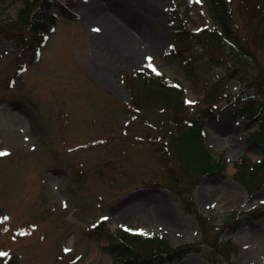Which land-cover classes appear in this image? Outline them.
Segmentation results:
<instances>
[{
    "label": "rangeland",
    "instance_id": "rangeland-1",
    "mask_svg": "<svg viewBox=\"0 0 264 264\" xmlns=\"http://www.w3.org/2000/svg\"><path fill=\"white\" fill-rule=\"evenodd\" d=\"M64 1L34 34L35 0H0V264H141L160 246L128 248L120 232L167 242L151 264H264V145L252 136L264 122L226 104L263 98L264 0H224L225 35L208 0ZM149 63L182 104L148 97ZM203 119L223 166L204 175L179 153Z\"/></svg>",
    "mask_w": 264,
    "mask_h": 264
},
{
    "label": "trees",
    "instance_id": "trees-1",
    "mask_svg": "<svg viewBox=\"0 0 264 264\" xmlns=\"http://www.w3.org/2000/svg\"><path fill=\"white\" fill-rule=\"evenodd\" d=\"M58 3L62 2L63 0H56ZM210 1V10L214 14V19L216 20V24L219 28V31L221 32L220 35H225L223 33L224 30H228L230 28V20H229V12L226 4L223 2L224 0H208ZM35 3H37V9L35 12L32 13V21L29 24V29L32 30L35 33L39 30V26H47L50 19H54V12H52V7H54V3L52 0H35ZM66 7L71 8L72 2H66ZM30 15V14H29ZM28 15V17H29ZM29 19V20H30ZM177 23H181L182 20L177 16L176 19ZM225 30V31H226ZM227 32V31H226ZM219 34V33H218ZM139 73L143 77L140 79V82L142 84V87L147 90L148 97L150 99H154L155 102L159 100L160 102H165L167 106L170 105L171 102L182 104L183 103V92L181 89L170 87L168 85H165L163 83V79L160 74H157L155 72H151V70L145 66L143 67ZM173 93V94H172ZM262 94V91L258 94H252V93H246V98L242 99V95H237L235 99L228 100L227 105L229 106V109L234 114L238 113V110L241 111H247L248 117L255 120V117H258L257 115H261L259 117L260 121L262 120L264 122V95L262 100H257L256 96ZM135 101H138V95L134 97ZM133 99V100H134ZM176 104H173L172 107H176ZM162 108H164V111H166V107L162 105ZM228 109V110H229ZM229 111V112H230ZM208 112V110H207ZM211 112V111H210ZM220 112L224 113V109H220ZM209 113V112H208ZM207 119H210L211 116L209 115L206 117ZM205 120H200L199 125L200 127H191L186 132H184V137L182 139V142L180 143V152L183 153V155L180 157V163L185 167L186 170L196 171L206 174L210 172L221 171L223 169L222 165H219L216 163V161L211 157L209 151L205 147L203 136L201 135L200 131L205 125ZM177 123L179 124V121L177 120ZM253 136V143L257 146H263L264 145V124H262L261 129L255 133L252 134ZM186 150L183 151V150ZM249 160L245 157L241 162H238L237 168L240 174L245 175L249 172L248 168L250 164H247ZM262 166H264V158L262 161ZM254 166V165H253ZM248 171V172H247ZM251 179H243V184L246 186L248 190H250V184ZM118 238L120 239V242L125 245L128 248H131L132 241H148V242H158L159 247L156 249V253H151L146 256H151L149 258L142 259L141 264H151L152 259H157V257H161V255L165 252L162 249H165L167 246V242H161L160 238L158 237H152L148 239H142L139 237L131 236L125 232H120L118 235ZM184 248H191V246L184 247ZM181 249L174 250L169 252L171 256L177 255ZM123 254V251H122ZM153 255V256H152ZM130 261V264H134L136 261H131L130 259L127 260ZM3 264H11L10 262H5Z\"/></svg>",
    "mask_w": 264,
    "mask_h": 264
},
{
    "label": "bare ground",
    "instance_id": "bare-ground-1",
    "mask_svg": "<svg viewBox=\"0 0 264 264\" xmlns=\"http://www.w3.org/2000/svg\"><path fill=\"white\" fill-rule=\"evenodd\" d=\"M122 5H124V4H122ZM100 9H101V6H99V5H96V6H94L92 9H90L91 11L90 12H98V11H100ZM115 11H118V14L119 15H121L122 16V18H124V19H128L127 18V16L129 15L130 17H133V18H135V14L132 12V9H131V6L130 5H124V6H121L120 5V8H119V10H117V8L114 6V8H113ZM112 10V9H111ZM93 12V13H94ZM108 15V14H107ZM105 13H103L102 12V14H101V16H100V20H101V23H104L103 22V19H107L106 21L107 22H105L106 24V26L107 27H109V26H111L113 23H114V19L112 18V17H109V16H107ZM104 25V26H105ZM105 26V27H106ZM147 41V40H146ZM145 41V42H146ZM143 46V48L145 47V46H148V48L150 47V44L149 45H146V44H143L142 45ZM226 142V141H225ZM225 191L226 192H229V191H231V188H226L225 189Z\"/></svg>",
    "mask_w": 264,
    "mask_h": 264
},
{
    "label": "snow or ice",
    "instance_id": "snow-or-ice-1",
    "mask_svg": "<svg viewBox=\"0 0 264 264\" xmlns=\"http://www.w3.org/2000/svg\"><path fill=\"white\" fill-rule=\"evenodd\" d=\"M149 60H151V58H149ZM149 67H151V63H149ZM153 71H155V69H153ZM159 74V73H157ZM8 155L7 152H0V156H6ZM5 220L8 219L7 217L4 218ZM7 254L6 253H0V256H6Z\"/></svg>",
    "mask_w": 264,
    "mask_h": 264
}]
</instances>
